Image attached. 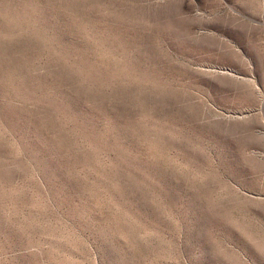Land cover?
Wrapping results in <instances>:
<instances>
[{
  "label": "rangeland",
  "instance_id": "rangeland-1",
  "mask_svg": "<svg viewBox=\"0 0 264 264\" xmlns=\"http://www.w3.org/2000/svg\"><path fill=\"white\" fill-rule=\"evenodd\" d=\"M0 264H264V0H0Z\"/></svg>",
  "mask_w": 264,
  "mask_h": 264
}]
</instances>
